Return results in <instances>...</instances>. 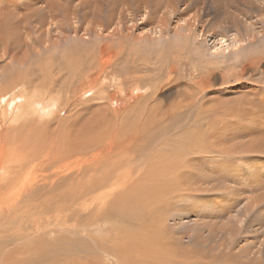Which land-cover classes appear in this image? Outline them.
Listing matches in <instances>:
<instances>
[{
	"label": "rangeland",
	"instance_id": "rangeland-1",
	"mask_svg": "<svg viewBox=\"0 0 264 264\" xmlns=\"http://www.w3.org/2000/svg\"><path fill=\"white\" fill-rule=\"evenodd\" d=\"M124 1L0 0V26L22 40L17 50L24 58L20 64L12 48L0 56L3 89L15 84L4 80L11 68L32 79L39 63L61 65L50 69L57 79L48 90L37 84L43 74L26 83L31 92L51 91L61 99L58 113L64 109L61 121L57 115L17 130L30 148L45 153L39 143L58 124L84 137V159L116 142L112 169L106 162L81 176L85 182L110 169V184L80 195L74 178H57L54 190L43 183L20 198L16 220L2 215L0 264H19L15 258L24 254L25 264H264V0ZM27 88L0 94V108L12 109V97ZM35 162L31 157L28 165ZM153 171L152 186L143 175ZM8 182L4 191L14 185ZM141 189L152 197L150 205L144 198L142 218L116 212L117 203L141 196ZM58 212L61 225L52 233L24 231L22 223L40 216H49L51 226ZM131 233L142 238L136 247L130 243L147 260L133 259L137 251L126 246ZM15 247L24 252L9 258Z\"/></svg>",
	"mask_w": 264,
	"mask_h": 264
},
{
	"label": "bare ground",
	"instance_id": "bare-ground-1",
	"mask_svg": "<svg viewBox=\"0 0 264 264\" xmlns=\"http://www.w3.org/2000/svg\"><path fill=\"white\" fill-rule=\"evenodd\" d=\"M136 1H138V0H136ZM126 2L127 1L122 0L123 5ZM59 3H60V1H59ZM147 3L148 2H146V4ZM118 4L120 6L119 2H118ZM246 4H248V3H246ZM121 8H123V7H121ZM111 10H113V9H111ZM7 13L5 12V14H7ZM5 14L3 15L4 18H5ZM10 15H11V13H10ZM6 17L7 18L5 20H3V21H6L9 18H11V17H9V14ZM8 21H6V22H8ZM21 41H22L21 39L13 38L11 35L8 34V32L6 31V29L3 26H0V56H4V55L7 56V55H9L12 52V50H14L16 54L13 53V54H11V56L14 57V54H15V56L18 58L17 59L18 62L20 64H23L24 63V61H23L24 58H23V56L21 57V56L18 55L19 51L17 50L18 47H21L20 46L21 45L20 44ZM11 48H12V50H11ZM67 55H68V60L70 58V60H69V62H67V64L69 66L73 67L75 70H77L78 62L75 61V56L71 55V54H67ZM25 58H27V57H25ZM77 58H79V57H77ZM11 60H13V59H11ZM20 64H18V65H20ZM62 64H64V63H62ZM60 66L61 65L55 67V65H53L51 62H49L47 60L42 62V63H39V67L37 68V70H39V75L37 77H33L32 79L33 80H35V79L39 80L40 75L43 74V77H45V79H41L42 82L37 83V84L38 85H42V86L46 85L45 86V87H47L46 90H48V88H51V86L53 87V84L55 83V81L57 79L56 77L50 76V74H51L50 69H51V71L54 70L53 68H58L59 67V69H61ZM64 66H65L64 68H67L66 64ZM11 74H12V76H11ZM28 77L29 76H28L26 70H18V69L16 70V69H12L11 68L10 72L5 76L4 80L6 81L5 82L6 86L14 84V83L15 84L12 85L8 89L7 88L3 89L5 86H2V84H1L0 85V94H7V93L10 94L11 91H13L16 87H18L20 85H24L27 88L26 83L27 82L29 83L30 80L33 81L31 79V75H30L29 78ZM0 81H1V79H0ZM17 81H19V82H17ZM47 81H49V82L47 83ZM2 83H3V81H2ZM31 91L32 90H28V88H27V92H22V93L20 92V93H17L16 95H14L12 97V100L14 102H16V105L14 104L12 109H9V108H7L5 106H4V108H0V221L3 219L2 215H7L8 217H10L11 220L15 219L16 216L18 215L17 211H19V209L21 208V206L18 203L20 201V198L29 197V195L31 194V191H33L34 188H37L38 186H40L43 183H46V185L48 184V185H51V186L55 185V187H53L52 189L51 188L49 189V186H48L49 190H54V188H56V184H54V183H55L57 178H59V179L64 178V177H66V179H67V177H68V179L69 178H71V179L74 178L75 181H73L71 183V185L74 186L76 184L78 186V185L82 184V189L83 190H81L79 194L83 195L85 193V191H84L85 187L87 188V191H90V190H93V188L96 187V186L108 185V184H110V182L112 180V170H110V169L105 170L102 173V175H100L98 177L91 176L85 182H83V180L81 179V176H84V174L87 171H89V170H96V169L102 168V165L104 163H106V162L110 163L108 165L111 168L113 160H112V158L109 157V155L111 154V152L113 151V148L116 145V142L113 141V140L110 141L109 143L107 142L108 143L107 146L104 147L102 151L97 152V153H91L92 156L91 155L87 156V158L84 159L83 156H82L83 155V150L80 148V145L84 142V137H81L82 135L80 133L79 134L75 133V134H72V135L66 134L64 131L63 132L61 131L62 128L58 124L57 125L58 127L54 131V135H52V133H51L50 136L42 138L41 142L39 143L41 145L40 148H42V147H46L47 148V151L45 153L44 152H40L38 150L36 151V149L34 147H32V149L30 148V146H32V145H29L31 140L28 139L27 135L22 136L17 130L21 129L23 127H32V128L35 127L36 128V127H38L40 125H43V122L45 120H48L49 118H52V117H56L57 115L60 116L59 121H61L62 120L61 117L63 116L62 111L64 110V109H61V111L58 113V111L60 110V105H61L60 100L61 99L57 98L56 96H54L52 94H49L51 92L50 90H49L50 92L48 91L49 92L48 94H47L46 91L41 93L36 88L34 89L33 92H31ZM22 96L25 99L24 101L21 98ZM2 98H3V95H2V97H0V101H3ZM62 102H63V100H62ZM1 105H3V104H1ZM1 105H0V107H2ZM18 135H21V136L18 137ZM39 135H40V133H36V135L34 134V136H32L34 138L33 141L35 143H36L35 140L38 137H42V136H39ZM105 142H104V144H105ZM14 143H15V145H13ZM11 145H13V146H11ZM141 151H137L136 154H138V153L140 154ZM172 155H173V153H172ZM174 156H173V158H174ZM31 157H36V159H38L39 162L36 163L37 162L36 161L35 162L36 164L33 163L32 165H28V161L30 160ZM169 157H170V155H169ZM178 159H180V158H178ZM129 160H130V157H129ZM120 161L121 160H119L118 162H120ZM25 163H27V165H28L26 168L23 166ZM46 163L51 165L50 169H48V170H46L44 168ZM72 164H74V165H72ZM183 165H185V164H183ZM186 171L188 172L187 169H186ZM149 174L150 175H148V174L143 175V177L150 176L151 180H153V182L151 183V185L153 186V185H155L154 180H156V177H158V174L156 172H154V171H153V174H151V173H149ZM207 177H209V176H207ZM66 179H65V181H63L64 179L63 180L61 179V180L63 182H66V181H68ZM7 181H11V182H8V184L11 183V184H14V185L11 188H8L7 191H4L3 187L5 186V183ZM57 181H59V180L57 179ZM165 182H168V181H165ZM169 182H171V181H169ZM63 184H65V183H63ZM187 184H188V182H187ZM46 185L43 184L44 187H47ZM168 185H169V183H168ZM77 186H76V188H77ZM99 187H101V186H99ZM170 187H171V185H170ZM74 188L75 187L71 188V191H74ZM174 188H175V186H174ZM2 190L4 191V193L1 195ZM35 192H37V191H35ZM109 192L111 194V191H109ZM141 192H142L141 196H140L139 193H137L139 195L136 196L135 193L131 194V192H130V194H131L130 198H132V201L121 202L119 205H118V203H117V205L114 203V205H116V207H117L116 208L117 209L116 212L124 213V214H126V216L128 214L129 216H133L136 219L142 218L141 216L146 214L145 209L147 210V208L143 207V204H145V199L144 198H147V199L149 198V200H148V202H146V204L150 205L151 204L150 203V198H152V197H149V195H150L149 193L148 194L145 193V189H141ZM62 193H65V192H62ZM68 193H72V192L69 191ZM43 194H45V193L43 192ZM79 194L75 190V193L73 195H75L76 198H77V196H79ZM106 194H108V193H106ZM33 195H34V192H33ZM62 195L64 197L66 195V193H65V195L64 194H62ZM73 195H72V198H73ZM38 199H36V201ZM78 199H79V197H78ZM95 199H93V200H95ZM111 206H112V203H111ZM111 209H112V207H111ZM57 210L60 211V210H62V208L59 206ZM37 212H40V211H37ZM20 213L23 214L22 211ZM33 214H34V212H33ZM59 214H60V212L55 214L56 216L52 217V219H54L55 222L51 226L48 225V223L51 220V218L49 216H46V217L45 216L44 217L40 216L41 218L39 217V218H35L33 220L31 219L30 221L28 220L29 222H26V223L24 221H23L24 223H22L20 221V223L23 224L25 232L27 231L28 227H29V229H32V227H34V229L37 230V235H39L41 237H44V234H43L44 232H47V234H49V233H52L53 231L57 230V227L60 224V218H61V217L59 218V216H58ZM11 216H13V217L11 218ZM127 218H128V216H127ZM25 221H27V220H25ZM62 226L65 227V225H63V224H62ZM21 229H22V227H21ZM152 231H153V228H152ZM153 234L157 235L158 233L153 231ZM157 236H154V237L156 238V243L159 244L160 241H158L159 238ZM126 237L128 239L126 241V246H128L130 248H132V244L130 243L131 241H135V243H133L135 245V247L137 246L136 241H139V240H140L139 242L142 241V238H140L137 235L132 234V233H131L130 236H129V234H127ZM143 240H144V243L142 244L143 247L146 245V243H148V244L151 243L150 241H148L147 238H145ZM31 245H32V243L29 244L27 249H30ZM142 245H141V247H142ZM146 246L149 247V245H146ZM158 246L160 247V245H158ZM163 247H167V246H163ZM132 249H135L137 251L132 256L135 261L140 263V257L147 260L148 255L146 254V252L144 254H142V252L140 253L139 252L140 250H137L136 248H134V246H133ZM163 250H167V248H163ZM17 251L18 252H22V253L24 252L21 247H15L14 249H11V250L8 251L7 254H8L9 258L12 255H20V253H17ZM124 251L122 253L125 255V259H126V256H129L127 254V248H125ZM248 254H249V252H248ZM226 255H228V258L230 257L231 260L236 259V258H232L233 254H231V253H228ZM226 255H225V257H226ZM25 256L26 255L24 254V255H20V258H15V257L14 258H15L16 262H19V264H25V262H24L25 261ZM59 261H61V260H59ZM13 264H17V263L13 262ZM46 264H55V262H48V263L46 262Z\"/></svg>",
	"mask_w": 264,
	"mask_h": 264
}]
</instances>
